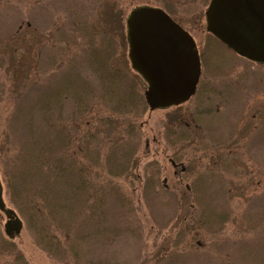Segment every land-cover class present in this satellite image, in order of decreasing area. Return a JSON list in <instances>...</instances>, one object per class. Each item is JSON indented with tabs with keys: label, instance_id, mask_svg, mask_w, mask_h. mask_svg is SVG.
I'll use <instances>...</instances> for the list:
<instances>
[{
	"label": "rangeland",
	"instance_id": "1",
	"mask_svg": "<svg viewBox=\"0 0 264 264\" xmlns=\"http://www.w3.org/2000/svg\"><path fill=\"white\" fill-rule=\"evenodd\" d=\"M107 1L108 5L120 6L125 16L119 37L113 38L114 43L109 39L104 45L109 46L107 49L113 55L124 56L120 63L126 69L131 70L132 62L130 64V45L123 42V30L128 33L129 15L141 7L163 10L190 33L200 58L201 76L193 98L179 106L155 111L147 107L141 116L142 139L135 158L137 165L130 170V177L121 182L124 197L131 201L133 209L126 220L120 218L124 213L118 211L117 189L104 184L106 170L103 172L98 167L101 175L93 180L94 170L91 171L89 183L94 187L93 204L97 205L98 214L94 218L81 215L80 227L74 228L76 234L93 236L90 243L82 246V263L264 264V63L229 50L209 31L211 0ZM99 5L100 0H0V176L4 180L6 175L9 180L3 181L6 207L15 211L13 218L20 219L23 224L19 236L8 237L5 233L7 218L5 213H0V264H75L64 259L63 246L50 243L55 237L54 231L49 230L47 220H38L17 188L24 182L27 188L29 181H38L23 179L22 155L19 157L15 151H26L21 138L25 125L22 123L30 126L34 120H39L40 115L34 109L41 91L39 93L40 85H36L32 71L24 74V78H17L20 73H14L15 59L19 57L14 53L13 38L19 28L25 34L21 39L29 41L33 38L30 26L43 34L55 25L59 30L54 37L56 40L73 38V43L78 44L82 41L83 24L92 29L106 28L103 23L94 26ZM74 21L80 22L75 34ZM90 42L95 47L100 44L94 38ZM53 51L46 53L51 61L64 53L68 58L85 56L84 51L71 44L66 48L59 46L56 54ZM24 58L25 65H31L29 55ZM64 62L59 71L51 69L58 71L55 80L51 76L53 73L49 76L50 70L42 78L46 83L44 91H50V96L57 86L63 89L72 84L86 86L68 61L64 59ZM85 69L82 68L81 73L86 72ZM133 73L138 74L135 70ZM139 78L145 93L148 83L142 75ZM90 81L97 85L95 80ZM65 115L73 117V121L79 119L82 125L80 115H74L68 108ZM184 115L179 124V117ZM173 123L177 126L168 130ZM73 124L69 123L71 131ZM95 127L94 120L89 127L82 125L75 137L81 142L67 147L69 152H77L78 170L96 164L107 170L112 167L108 138L101 140L103 146L100 148L92 137H88L85 148L82 146L83 136L93 135L89 131L94 132ZM69 129H65L67 139L72 134ZM100 136L101 139L106 137ZM78 149H85V159L80 158ZM182 167L188 168L190 173H182ZM80 173L82 171L74 169L72 175L75 177L71 181L83 180ZM154 175L158 176L160 193L156 195L150 191L147 197L145 178ZM66 179L64 181H68ZM187 185L189 191L185 188ZM187 192L195 199L188 214L183 197ZM196 193L199 201H196ZM75 211H66L61 218L72 222ZM202 211L211 218L210 223L197 224L202 221ZM200 240L203 243L198 247ZM165 247L167 254L163 252Z\"/></svg>",
	"mask_w": 264,
	"mask_h": 264
},
{
	"label": "trees",
	"instance_id": "2",
	"mask_svg": "<svg viewBox=\"0 0 264 264\" xmlns=\"http://www.w3.org/2000/svg\"><path fill=\"white\" fill-rule=\"evenodd\" d=\"M140 8L141 7L135 8L133 11ZM120 10V6L118 7L116 3L108 5L107 0H100V5L96 9V16L93 20L95 21L94 26H99L103 23V26H106V28L96 27L92 29V26L88 25L86 27L85 24H83L81 31L82 41L78 44L73 43V38L70 41L65 38L63 41H60L59 38L56 40L54 37L57 36L59 30L55 25H53L51 29L49 28L47 33L43 34L39 31L38 33L35 28L30 26L29 30L33 38L29 41H25L23 38L21 39L25 34L23 35L19 28L13 38L14 53L19 57V59H15L14 73H20V76L17 78H21L22 76L24 78V74H28L32 71L35 75L36 85H40L38 87L39 93L41 91L34 109V111L40 115L39 120H34L35 123L30 125L31 127L27 122L22 123V125H25L23 127L24 131L21 133V138L24 140L26 151L24 150L23 153H21L20 150L15 151V154L19 155V157L22 155L21 167L23 164V168L25 167L23 173L21 172L23 179L32 178L38 181H29L27 188L24 182L23 184H19L17 188L22 192V198L25 197V199H27V201L25 200L24 202L29 203L38 220L40 218L42 222L45 220L49 222H47L49 230L52 232L54 231L53 233L55 234V237L52 238L50 243H54L56 246L60 244L58 247L63 246L62 250H64L65 253L64 259L69 263L75 262V264H83L81 261V251L83 252L82 246H85V243H90L93 239V236L90 237V234L87 233L82 234L79 232L76 234L74 228L80 227L79 222L81 215L86 214L88 217L94 218L95 215L98 214L97 205L93 204V199H95L92 193L94 192V187L92 183H89V181L97 178V176L99 177L98 174H100V171H98V167L103 172L106 170V177L104 180L107 181H105L106 183L104 184H111L112 188L117 189L115 192L116 199H118V203L120 204V206H118V211L124 213L123 216L119 215L120 218H122L121 220H126L128 217L127 215L130 214L129 212L133 210L131 201H128V199L124 197L123 193L125 191L121 186V182L125 178L130 177V170L133 168V165H137L135 158L140 150L142 139L140 118L148 105L144 100V91L140 86V73L137 72L139 75L133 73L134 68L132 67L130 59V68L131 70L133 69L132 71L126 69V66L120 63L122 58L124 59V56L113 55L112 52L107 49L109 46L104 45L109 39L113 42V38H117L119 37L118 34H121V23L125 15ZM83 18H87V16H83ZM79 23L78 21L73 22V34H75L76 30L79 28ZM59 33L61 35L62 32ZM87 35L90 36L86 37ZM93 38L97 40V43L100 42L96 47L91 45L90 41ZM22 41H25V43H22ZM123 42L125 45H129V36L124 30ZM69 44L78 47V50H81V52L84 51L85 56L78 57L71 55L68 58L65 55L66 53H64L61 57L59 55V58L56 55L52 61L49 60L46 53L49 52L50 54L52 50H55L53 53L56 54L59 46L66 48ZM24 55H29L31 58V65H25ZM119 56H121V58ZM64 59L67 60L70 67L79 74L86 86L77 87L72 83V85L66 89L57 86L54 95L50 96V91L49 93L47 90L44 91L46 83H44L42 78L46 76L48 70H50L51 73H49V76L53 73L54 75L52 74L51 76H53L55 80L57 76L55 73H58L61 66L65 64ZM82 68H86V72L81 73L80 70H82ZM51 69H58V71L52 72ZM14 77L16 79L14 82L17 83L18 80L15 74ZM90 80H95L97 85L90 84ZM67 108L71 110L74 115H80L84 127L91 126L93 120L96 122L97 127H95L94 132L89 131L93 135L87 136V134H85L83 136L82 146L84 145V148L88 145V137H92L93 141L97 142V147H102L103 142L101 140H103V138H108L107 142H109L107 145L111 146L110 152L112 154V156L110 155L111 159H109V162H112V167L110 169L107 170L103 165L96 164L95 167L89 165L78 170L75 164L77 152H69L67 147L78 141L81 142V139H77L76 141L75 137H77L76 133L79 132L82 125H80L79 119L73 121V117H66V115L64 117ZM184 118L185 115L184 117H179V124H182L181 122ZM188 118L187 116V119ZM72 122L74 123L73 131L69 129V123ZM189 125H191V123H189ZM176 126L177 125L173 123L168 126V130H172ZM65 129H69L72 132L68 137L69 140L66 138ZM90 130H92V128ZM84 131L88 132V130ZM102 134L106 137H102L101 139L100 135ZM182 139L187 140L184 136H182ZM78 153L81 159L87 157L85 149L84 151L78 149ZM16 163L14 161L15 166ZM172 165L176 167L174 163H172ZM74 169L77 172L82 171L80 174L81 178L84 176L83 180L71 181V179L75 177L72 175ZM91 171H93L91 176L92 180H89ZM181 172L190 173L189 169L184 167H182ZM157 177L156 175L146 176V196L150 194V191L154 192L156 195L160 193V191L157 190ZM0 178L3 185L5 183L3 181H9L6 175H4V180H2V176H0ZM64 179L68 181H64ZM6 186H8L7 183ZM188 186L189 185L185 187L187 191L190 190ZM196 186L197 184H195V189ZM192 196L193 195L189 192H187V194L183 193L184 204H189V206L186 205L187 214L188 211L194 207L195 199H193ZM196 198V201H199L197 193ZM101 208L104 211L106 210L103 206ZM71 210H76V213H73L75 217L72 222L71 219L66 220L65 218H61L64 212H70ZM201 216L202 221H197V224L200 222L204 225L210 223L211 218L205 214V211L201 212ZM60 219H62L61 224ZM115 231L116 228L113 234ZM120 233L118 236H120ZM202 243L203 242L200 240L196 246L200 247ZM107 245L109 244L107 243ZM163 252L167 254L168 248L165 247ZM87 264L92 263L87 262ZM97 264L108 263L106 261H99Z\"/></svg>",
	"mask_w": 264,
	"mask_h": 264
},
{
	"label": "water",
	"instance_id": "3",
	"mask_svg": "<svg viewBox=\"0 0 264 264\" xmlns=\"http://www.w3.org/2000/svg\"><path fill=\"white\" fill-rule=\"evenodd\" d=\"M209 31L240 56L264 63V0H211ZM130 59L148 83L145 101L151 111L179 106L191 99L201 76L192 37L160 9L140 8L128 19ZM0 212L5 233L20 235L23 224L6 207L0 178Z\"/></svg>",
	"mask_w": 264,
	"mask_h": 264
},
{
	"label": "flooded vegetation",
	"instance_id": "4",
	"mask_svg": "<svg viewBox=\"0 0 264 264\" xmlns=\"http://www.w3.org/2000/svg\"><path fill=\"white\" fill-rule=\"evenodd\" d=\"M174 20V19H173ZM175 21V20H174ZM179 26H181L177 21H175ZM181 28H182V26H181ZM183 30H185L184 28H183ZM186 31V30H185ZM187 32V31H186ZM189 33V32H188ZM190 34V33H189ZM216 37V36H215ZM217 38V37H216ZM217 40L218 41H220L223 45H225L229 50H231V51H233V52H235V53H237L235 50H233L232 48H230L227 44H225L224 42H222L221 40H219V38H217ZM246 58V57H245ZM247 59H249V58H247ZM250 60V59H249ZM253 61V60H252ZM197 90H198V86H197ZM196 90V91H197Z\"/></svg>",
	"mask_w": 264,
	"mask_h": 264
}]
</instances>
